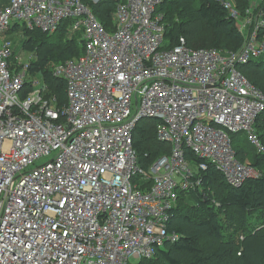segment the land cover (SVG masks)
<instances>
[{
	"label": "built area",
	"instance_id": "built-area-1",
	"mask_svg": "<svg viewBox=\"0 0 264 264\" xmlns=\"http://www.w3.org/2000/svg\"><path fill=\"white\" fill-rule=\"evenodd\" d=\"M100 1L0 0V264H147L181 237L168 230L171 211L180 192L201 188L209 163L234 187L260 175L236 159L230 133L247 131L264 153L254 126L264 91L238 68L264 56V10L242 15L218 0L244 34L237 51L183 37L165 48L161 0H120L112 31L93 13ZM67 18L83 52L51 64L67 81L60 105L30 75L35 54L22 61L1 35L16 24L52 34ZM143 119L159 120L158 139L172 146L147 170L133 145Z\"/></svg>",
	"mask_w": 264,
	"mask_h": 264
},
{
	"label": "trees",
	"instance_id": "trees-1",
	"mask_svg": "<svg viewBox=\"0 0 264 264\" xmlns=\"http://www.w3.org/2000/svg\"><path fill=\"white\" fill-rule=\"evenodd\" d=\"M120 0L91 3L95 16L108 30L115 28L113 12ZM251 0H236L235 8L245 15ZM264 10V1L260 5ZM157 12L165 25L163 45L172 48L184 38L191 48H216L237 51L244 34L229 10L218 0H161ZM73 18L62 20L56 32L27 30L16 24L12 30L23 31L24 47L36 53L30 75L38 76L47 85L48 93L67 101V81L54 75L51 64L79 56L83 52L82 29L70 34ZM22 27V28H21ZM264 39V29L259 32ZM239 70L264 91V56L242 64ZM33 89L31 82L25 93ZM25 93L22 97L25 98ZM157 119L141 120L134 131L133 145L139 167L149 169L172 146L158 139ZM255 129L264 144V111L255 121ZM239 134V133H238ZM230 133L236 159L260 171L259 177L248 178L241 186L229 184L224 175L209 163L202 175L201 188L180 192L178 202L168 220V230L181 235L157 248L147 264H264V153L259 152L249 137L235 140ZM186 158L196 163L205 161L188 149ZM146 189L150 180H137Z\"/></svg>",
	"mask_w": 264,
	"mask_h": 264
},
{
	"label": "rangeland",
	"instance_id": "rangeland-1",
	"mask_svg": "<svg viewBox=\"0 0 264 264\" xmlns=\"http://www.w3.org/2000/svg\"><path fill=\"white\" fill-rule=\"evenodd\" d=\"M233 2V4H236V0H231ZM264 0H251L250 2V6L251 7L253 4L257 7H260V5L263 3ZM22 28V27H21ZM264 29V28H263ZM262 29V30H263ZM9 35V38L14 41L15 43V49H14V55H20V58L22 59V61H28L29 60V55L31 54L30 52H33L36 56V53L34 51H30L28 49H26L24 47V42H23V31L20 30H10V31H5L4 33H2L1 37H5ZM36 59V58H35ZM36 77V76H35ZM42 78V77H41ZM239 133V134H238ZM234 134H238V135H234L235 140H242V139H246L247 137H249L248 132L243 130ZM250 140V139H249ZM256 148V147H255ZM257 149V148H256ZM258 150V149H257Z\"/></svg>",
	"mask_w": 264,
	"mask_h": 264
},
{
	"label": "bare ground",
	"instance_id": "bare-ground-1",
	"mask_svg": "<svg viewBox=\"0 0 264 264\" xmlns=\"http://www.w3.org/2000/svg\"><path fill=\"white\" fill-rule=\"evenodd\" d=\"M10 0H4L5 3H8Z\"/></svg>",
	"mask_w": 264,
	"mask_h": 264
},
{
	"label": "crops",
	"instance_id": "crops-1",
	"mask_svg": "<svg viewBox=\"0 0 264 264\" xmlns=\"http://www.w3.org/2000/svg\"><path fill=\"white\" fill-rule=\"evenodd\" d=\"M5 37H9V35L5 36Z\"/></svg>",
	"mask_w": 264,
	"mask_h": 264
}]
</instances>
